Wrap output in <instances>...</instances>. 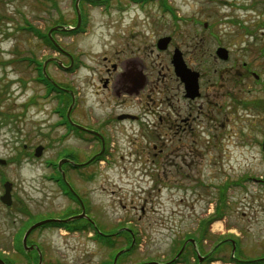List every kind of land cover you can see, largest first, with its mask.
I'll list each match as a JSON object with an SVG mask.
<instances>
[{
	"label": "rangeland",
	"instance_id": "374dc122",
	"mask_svg": "<svg viewBox=\"0 0 264 264\" xmlns=\"http://www.w3.org/2000/svg\"><path fill=\"white\" fill-rule=\"evenodd\" d=\"M59 1L61 10L72 19L74 13L69 1ZM166 1L173 13L164 10V6L162 9L161 1L150 2L142 9L141 5L129 0L115 1V5L126 3L127 13L121 14L114 8L110 16L101 14L99 10L91 11L89 33L64 41L78 44L76 48L86 50L87 58L100 67L99 62L107 55L112 41L126 31L131 33L134 42L141 39L149 41L150 62L157 65L161 56H158L154 44L161 36L175 35L177 47L186 54L191 70L200 74L205 91L214 95V103H224L223 109L228 113L224 140L217 143L221 145L212 146L213 171L204 179L214 183L213 192L201 188L196 194L176 193L161 184L160 193L158 186L156 191H152V183L141 174L122 175L120 169L108 170L94 178L70 177L75 190L85 198L87 215L102 230L110 233L117 229L116 232L125 234V229L130 227L138 235L137 244L132 249L128 248L130 254L122 258L121 264H145L168 259L175 254L174 245L184 232L196 228L203 215L215 213L219 202L216 188L225 178L236 180L244 171L264 169L253 157L257 149L242 143L243 140L251 143L253 127L264 128V116L248 107L257 97L264 98V29H260L264 28L260 21L264 17L261 14L264 0ZM50 4L48 0H0V60L15 61L7 66L0 65V92L5 93V97L0 98V159L7 161L6 165H0V198L4 194L3 181L13 183L12 206L7 207L0 200V253L15 260L16 264L40 262L38 254L17 253L23 236L20 241L17 238L24 222L66 220L71 218L65 217L67 213H73L72 217L80 214H76L79 204L65 194L57 179L53 178L55 167L46 165V161L56 162L66 147L83 149L85 153L90 151V146L76 141L59 140L61 129H55L49 136V128L56 118L50 112L52 104L43 99L44 87L35 83L33 68L26 59L19 60L22 56L47 57V46L38 36L23 28L31 23L42 32L48 30L57 17L56 13L53 16L49 12ZM220 46L229 50L228 60L216 55ZM163 63L162 67L165 61ZM163 72L168 74L165 70ZM52 75L79 89L83 74L67 76L53 70ZM22 81L26 82L25 86ZM173 82L176 89L179 84L175 79ZM8 83L10 87H7ZM217 94L229 95L226 99L230 101L229 106L218 99ZM239 99L244 100V107L235 104ZM100 100L90 99L86 104L96 105ZM27 102L30 104L25 109ZM5 113L12 114L8 121H4L6 118L2 114ZM39 146L43 149L38 157L36 149ZM120 147V152L127 157L129 147ZM252 191L247 200L243 199L246 193L237 187L227 191L226 213L222 220L214 222L212 228L214 255L224 259L218 261L219 264H229V255L233 252L231 246L223 248L226 253L221 247L216 248L222 238H237L241 228L249 226L254 230V223H259L260 219L264 221L259 199L253 201L249 197L258 195L254 188ZM182 196L188 199L185 203L180 202ZM66 230L47 227L30 233L28 244L40 248L42 264L110 263L109 259L125 245V240L115 247L112 242H104L105 239L94 235L88 226L85 232Z\"/></svg>",
	"mask_w": 264,
	"mask_h": 264
},
{
	"label": "flooded vegetation",
	"instance_id": "af4514ba",
	"mask_svg": "<svg viewBox=\"0 0 264 264\" xmlns=\"http://www.w3.org/2000/svg\"><path fill=\"white\" fill-rule=\"evenodd\" d=\"M48 1H51L49 12L53 16L54 13L57 14L55 22H52L47 31L48 53L42 61V73L50 83V88L40 80L42 78L39 76L37 59L31 64L35 72V83L44 87L43 99L52 104L50 112L56 117L48 134L52 136L55 129H61L59 140L62 142L73 140L80 145L90 146L87 153L83 149L71 147H66L62 152L66 162L61 170L54 172L61 177L63 175L66 192L72 194L73 189L85 205V198L75 190L70 177L76 175L94 178L102 176L108 170L118 169L123 172L122 175L141 174L152 183V191H156L158 186L160 193L162 185L176 193L196 194L201 188L213 192L214 183H208L204 179L213 171L212 146L221 145L217 143L224 140L229 117L223 109L224 103H214V95L205 91L201 76L199 95L192 97L187 94L185 83L177 77L173 65L175 51L180 50L176 36H161L154 44L158 56H161L158 69L156 64L150 62L149 41L141 39L134 42L131 33L127 34L126 31L112 41L111 48L102 57L98 67L97 63L87 58L86 50L76 48L78 44L64 41L87 34L91 11L99 10L105 16L112 15L111 11L114 9L121 14L127 13L126 3L118 4L119 6L114 4L115 1L124 0H79L78 8V0H68L74 13L72 19L66 15L67 12L61 10L59 0ZM129 1L141 5L142 9L152 0ZM165 37L171 39L167 47L162 42ZM180 52L186 66L190 68L186 54L182 50ZM164 61L165 66L162 67ZM53 70L61 71L67 76H75L81 72L83 75L79 89L57 80L52 75ZM164 70L172 75L167 78L168 74ZM173 79L179 84L176 89ZM216 97L229 106L230 101L226 100L229 95L217 94ZM90 99L102 100L96 105L86 104ZM235 104L245 106L243 99L236 100ZM248 107L264 116L262 96L254 99ZM251 135V143L246 140L242 143L257 149L253 157L260 162V167H264V128L253 127ZM121 145L129 147L127 157L120 152ZM236 187L246 193L244 200H247L254 188L258 195L249 197L253 201L259 199V207L264 214V169L244 171L236 180L227 177L220 184L221 191H230ZM72 196L81 206L78 198L73 194ZM187 200L186 196H182L180 202L185 203ZM145 203L147 205L146 201ZM213 224L212 212L203 215L198 219L196 228L184 232L176 241L174 255L162 262L145 264H215L224 260L218 254L214 255L213 242L211 243ZM254 225V230H250L249 226L243 227L237 238L224 237L216 246L221 247L225 253L227 250L224 247H232L235 255L230 253L229 264H264V221L260 219ZM100 230L102 236L109 238L108 242H112L114 247L121 240H125L123 248L132 246L133 242V247L137 244L138 235L130 227L125 229L132 236L129 246L127 235L116 232L117 229L110 233H106L101 227ZM251 238H255L254 241Z\"/></svg>",
	"mask_w": 264,
	"mask_h": 264
},
{
	"label": "water",
	"instance_id": "95a60500",
	"mask_svg": "<svg viewBox=\"0 0 264 264\" xmlns=\"http://www.w3.org/2000/svg\"><path fill=\"white\" fill-rule=\"evenodd\" d=\"M169 41H170V38H165L162 42H163L164 46H166L169 43ZM217 56L220 59H222V60H228L229 59V51L226 48L220 47L217 50ZM173 64H174L175 72H176L177 76L180 77L181 80L186 85V90H187L188 95L192 96V97L199 95V76L200 75H199V73L191 71L189 68H187L185 62L183 61L182 54L178 50L176 51V53L174 55ZM42 149H43V147H38L37 148L36 156L39 157L41 155ZM0 163L1 164H5V161H1L0 160ZM62 163L63 162L60 163V166L62 165ZM11 191H12V183L7 182L5 184V193L1 197V201L4 204H6L7 206H11L12 202H13ZM82 218H87L84 206H83L82 214L79 215V216L71 217L70 219H67V220L49 219V220H44V221H41L39 223H36L32 227H30V229L27 231V233H26V235H25V237L23 239V244H24L25 249L27 251H32L34 249H38L39 250V248H37L35 246L29 247L28 244H27V239H28L30 233L34 229H36V228H38L40 226L49 224V223H67V222L73 221L74 219L77 220V219H82ZM119 254L116 257V260L119 257ZM0 264H6V263L2 259H0ZM39 264H42V256H41V254H40V262H39Z\"/></svg>",
	"mask_w": 264,
	"mask_h": 264
},
{
	"label": "trees",
	"instance_id": "16d2710c",
	"mask_svg": "<svg viewBox=\"0 0 264 264\" xmlns=\"http://www.w3.org/2000/svg\"><path fill=\"white\" fill-rule=\"evenodd\" d=\"M263 16H264V10H263V12L261 13ZM261 21V23H263L264 24V17H263V19L262 20H260ZM260 23V24H261ZM31 24H29V26H30ZM28 26V28H23V29H25V30H27V31H29V32H33L34 31V29H32V28H30ZM260 29H264V28H260ZM34 33V32H33ZM38 34V33H37ZM39 36H40V38H41V41H43V42H47L48 40H47V37H46V35H44V36H42L41 34H38ZM262 53H264V52H262ZM24 59H26L25 61H26V63L29 65V57H25V56H22V57H20V59L19 60H21V61H24ZM15 61H1L0 60V65H2V66H7V65H9V64H13ZM40 76H42V74H40ZM12 82V81H11ZM10 82V83H11ZM23 82V81H22ZM10 83H8V85H7V87H10ZM24 83V86H25V84H26V82L24 81L23 82ZM5 97V93H2V92H0V98L1 99H3ZM33 99H35V98H33ZM31 101V100H30ZM29 102V101H28ZM27 102V104H25L24 105V108L25 109H27L28 108V106H29V104L30 103H28ZM24 113H22V115H23ZM2 115H4V118H6V119H4V121H8V119H11V116H12V114H10V113H5V114H2ZM227 198H228V193L226 192V191H220L219 193H218V195H217V201H219L218 202V204L216 205V211H215V213L213 214V221H217V220H222L223 219V216H224V214L226 213V210H227ZM88 211H89V209H87ZM79 212L81 211V210H78ZM28 212V211H27ZM75 214V213H74ZM66 216L65 217H69V216H71V215H73V213H67V214H65ZM29 221H27L26 222V224L21 228V230H20V233H19V237H18V239H19V241L21 240V238H22V233H23V231L24 230H26L30 225L29 224H27ZM31 223V222H30ZM79 224H81V226H82V228L80 229V228H77V226L79 225ZM83 224H86L87 226H90V224L88 223V221L87 220H81V221H75V222H73V223H69V224H67V225H63V224H61V225H54L53 224V226H59V227H66V228H68L69 230H72V231H74V230H82V229H85V228H87V227H85ZM130 241H131V239H130ZM129 241V242H130ZM17 249L19 250V252L21 253V254H24V250H23V247H22V241L20 242V245L17 247ZM130 254V252H128V253H126V254H124V255H121V257L119 258V260H118V264H121V261H122V258H125V255L127 256V255H129ZM35 255H37V254H35ZM114 256H115V254L111 257V259H109V261L108 262H110V263H108V264H113V261H114ZM124 256V257H123ZM36 257V256H35ZM0 258H2L3 260H5L6 262H7V264H16V262H15V260H13V259H9V257H6V256H3L2 255V253H0Z\"/></svg>",
	"mask_w": 264,
	"mask_h": 264
},
{
	"label": "bare ground",
	"instance_id": "6f19581e",
	"mask_svg": "<svg viewBox=\"0 0 264 264\" xmlns=\"http://www.w3.org/2000/svg\"><path fill=\"white\" fill-rule=\"evenodd\" d=\"M89 33V31L87 32V34ZM25 237V236H24ZM24 237H23V239H24ZM23 239H22V241H23ZM121 255V253L119 254V256ZM117 262V261H116ZM215 264H219V263H215Z\"/></svg>",
	"mask_w": 264,
	"mask_h": 264
}]
</instances>
